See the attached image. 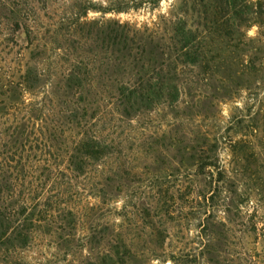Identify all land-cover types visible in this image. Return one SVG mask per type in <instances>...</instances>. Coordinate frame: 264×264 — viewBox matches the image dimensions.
<instances>
[{"label":"rangeland","instance_id":"374dc122","mask_svg":"<svg viewBox=\"0 0 264 264\" xmlns=\"http://www.w3.org/2000/svg\"><path fill=\"white\" fill-rule=\"evenodd\" d=\"M116 23L162 80L103 45ZM0 85V264H264V0H0ZM80 138L102 147L79 169Z\"/></svg>","mask_w":264,"mask_h":264},{"label":"trees","instance_id":"16d2710c","mask_svg":"<svg viewBox=\"0 0 264 264\" xmlns=\"http://www.w3.org/2000/svg\"><path fill=\"white\" fill-rule=\"evenodd\" d=\"M88 9L91 7H87ZM182 27V28H181ZM179 30L180 33V39L183 42L184 45L181 43V50L184 53L182 55H188L187 46L188 42L191 40L190 31L186 29L184 26H181ZM95 34L98 35L100 38V41L103 43V45H106V48L111 49L112 51L119 53L122 57V61H125L126 56H132L133 62H138V65L140 68H144L145 65L148 67V71L151 72V75H148V80H162L163 77H156L157 75H162L164 71V59L163 56L165 55L164 50L162 47L158 48L156 47V50L153 51L151 48L149 51H146V47L151 44V42H147L143 38H137V34H133L130 36L129 32H127V29L125 26L117 24L116 27L114 25L108 24L105 31L99 32V34L96 32ZM133 50H135L133 52ZM146 51V52H145ZM152 52L155 54L153 55ZM148 56V58H147ZM161 57L162 59L160 62H158L159 67H157L156 57ZM147 58V59H146ZM121 64V63H119ZM80 65L78 63H74L73 67L68 71V73L65 76V86L69 89H75L76 87H80V83L82 79L79 75H82L80 70ZM84 73V72H83ZM39 74V72H38ZM152 74H155V76ZM33 76V69L28 68L24 75H22V78L24 82L30 83ZM164 76V75H163ZM14 83L13 89H10L13 93L15 92H21L23 93L24 89V83L22 84V81L19 82H13ZM135 84V83H134ZM130 86V91L127 94V96H131L136 92V85ZM24 85V86H23ZM5 87V85H0V88ZM161 88V84H152L151 88ZM128 87H126V90ZM7 91V89L5 88ZM123 90H119V93L122 94ZM124 92V91H123ZM126 96V95H125ZM128 97H125L127 100ZM2 136H5L4 133L0 132V201H3L5 196L8 194V190H10L9 185V178H14L13 172L17 170V163L18 161H15V157L13 156L16 151V147L13 146V144H8V141H3ZM11 135H8L10 137ZM102 143L98 139H90L86 140L84 138H80L79 141L76 144V153L77 156H73V159L71 160L72 165L75 168H81L82 164L85 163V159L92 158L94 156H97L100 152V149L102 146H100ZM99 147V148H98ZM13 171V172H12ZM8 187V188H7ZM9 210H7V207L0 205V242L4 240H9V236L7 235V230H10V227L12 226V216ZM20 230H16V234Z\"/></svg>","mask_w":264,"mask_h":264}]
</instances>
